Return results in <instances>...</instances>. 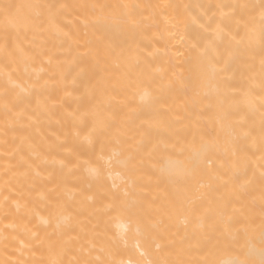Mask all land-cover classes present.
I'll list each match as a JSON object with an SVG mask.
<instances>
[{"label": "bare ground", "instance_id": "1", "mask_svg": "<svg viewBox=\"0 0 264 264\" xmlns=\"http://www.w3.org/2000/svg\"><path fill=\"white\" fill-rule=\"evenodd\" d=\"M264 0H0V264H261Z\"/></svg>", "mask_w": 264, "mask_h": 264}, {"label": "snow or ice", "instance_id": "2", "mask_svg": "<svg viewBox=\"0 0 264 264\" xmlns=\"http://www.w3.org/2000/svg\"><path fill=\"white\" fill-rule=\"evenodd\" d=\"M261 264H264V260L261 261Z\"/></svg>", "mask_w": 264, "mask_h": 264}]
</instances>
